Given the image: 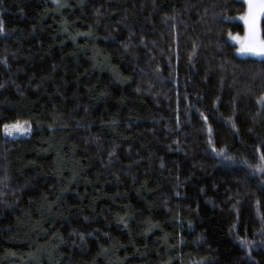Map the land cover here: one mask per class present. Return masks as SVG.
Segmentation results:
<instances>
[{"label":"trees","instance_id":"trees-1","mask_svg":"<svg viewBox=\"0 0 264 264\" xmlns=\"http://www.w3.org/2000/svg\"><path fill=\"white\" fill-rule=\"evenodd\" d=\"M246 7L0 0V264H264Z\"/></svg>","mask_w":264,"mask_h":264},{"label":"snow or ice","instance_id":"snow-or-ice-1","mask_svg":"<svg viewBox=\"0 0 264 264\" xmlns=\"http://www.w3.org/2000/svg\"><path fill=\"white\" fill-rule=\"evenodd\" d=\"M243 4L247 6L246 11L237 19L243 21L244 35L241 37L229 33V39L239 45L238 52L241 55H253L264 58V38L261 37L260 28L261 18L264 17V0H243ZM0 31H3L2 26H0ZM261 101H264V97H261ZM261 101H258V103ZM3 131L7 136H12L14 133L24 135L30 131V126L27 125V122L5 124ZM261 159L264 160V157H261ZM258 170L264 171V168Z\"/></svg>","mask_w":264,"mask_h":264},{"label":"rangeland","instance_id":"rangeland-1","mask_svg":"<svg viewBox=\"0 0 264 264\" xmlns=\"http://www.w3.org/2000/svg\"><path fill=\"white\" fill-rule=\"evenodd\" d=\"M242 1H243V0H242ZM240 21H241V20H240ZM241 22L243 23V21H241ZM241 37H243V36H241ZM230 42H231L233 45H235V47H236V52H237V54H238L240 57H251V58H260V59H264V58L257 57V56H253V55H241V54L238 52L239 45H238L235 41H233V40H231V39H230ZM28 133H29V132L25 133L24 135H20V134H18V133H14L12 136H15V137H23V136H26Z\"/></svg>","mask_w":264,"mask_h":264}]
</instances>
